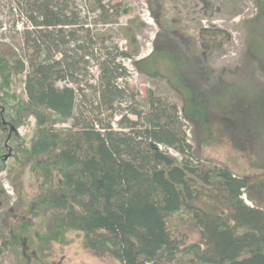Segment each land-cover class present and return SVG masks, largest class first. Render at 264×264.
<instances>
[{
    "label": "trees",
    "instance_id": "1",
    "mask_svg": "<svg viewBox=\"0 0 264 264\" xmlns=\"http://www.w3.org/2000/svg\"><path fill=\"white\" fill-rule=\"evenodd\" d=\"M12 1L26 15L23 40L32 52L24 59L0 40V73L14 85L24 81L25 95L19 94L22 103L16 107L12 128L30 116L36 119L16 161L18 166H32L39 176L42 240L62 241L65 233L76 231L85 248L107 252L121 264H264V206L254 195L264 192V186L226 165L201 161L184 129L187 120L200 144L214 136L215 120L239 122L247 111L260 118L254 123L261 122L264 130V88L248 99L224 79L222 85L215 83L213 70L207 67L208 51L223 46L230 34L202 29L212 37L201 36L205 53L199 56V45L186 41L181 28L162 16V0H148L157 7L153 14L163 42H156L153 52L135 65L147 76L167 79L183 101L182 115L176 104L151 92L149 110L131 109L136 118L122 115L117 128L112 121L87 119L78 112L79 97L85 94L76 87L77 74L87 68L97 46L105 49L94 89L98 108L105 106L112 120L127 92L118 81L127 74L119 57L130 58L131 53L118 45L112 51L106 44L108 32L86 26L74 0ZM87 1L99 11L104 25L127 10L111 7L110 0ZM202 1L208 15L224 7L235 14L241 10L238 0ZM253 1L256 15L242 21L247 31L242 59L252 69L258 67L264 83V0ZM126 29L129 42L137 46L133 30ZM65 80L73 85H58ZM243 99L250 103L240 106ZM0 124L6 130L5 121L0 119ZM162 146L174 148L182 158ZM200 185L209 187L207 198H219L223 207L201 202ZM179 211L192 216L201 231L200 241L185 244L177 237L170 220ZM19 241L15 234L3 244Z\"/></svg>",
    "mask_w": 264,
    "mask_h": 264
},
{
    "label": "rangeland",
    "instance_id": "2",
    "mask_svg": "<svg viewBox=\"0 0 264 264\" xmlns=\"http://www.w3.org/2000/svg\"><path fill=\"white\" fill-rule=\"evenodd\" d=\"M74 1L73 7L79 9L86 26L108 32L106 44L112 51L113 45H118L120 50L131 53L130 58L119 57L127 74L118 81L121 86L127 87V92L125 100L115 107L116 116L111 120L108 112L104 111L106 107L98 108L96 101L94 85L100 76L99 57L105 54V49L100 46H97L95 55L89 56L87 68H80L77 74L80 84L76 87L84 89L81 93L85 94L79 97L78 112L83 111L87 119L93 117L101 122L112 121L115 127L120 128L122 115L136 118L130 113L131 109L149 110V95L154 92L167 103L176 104L179 114L182 115L183 101L167 79L147 76L135 65V61L153 52L156 42H163L160 37L162 31L153 14L157 7L153 8L148 0H110L111 7L120 5L127 10L112 16V23L104 25L99 22V11L87 0ZM12 2L0 0V40L10 43L21 57L28 59L32 49L28 51L23 40V31L27 27L26 15L24 12L20 13ZM162 5V16L169 22H175L174 28H181L186 41L199 45V56L205 53H202L201 36L212 37L211 33H203L202 29L219 28L230 34L223 46L212 48L206 54L207 67L213 70L215 83L222 85L224 79L223 81L233 86L231 89L245 93L248 99L254 96V92L264 88L258 69L256 70L258 67L252 69L243 64L244 58L242 59L247 42V31L245 32L242 21L256 15L258 10L253 0H238L241 10L236 14L227 7L214 10L212 15L205 14L202 0H162ZM94 21L98 22L97 25ZM127 27L133 30L137 46L129 42ZM67 83L73 85L69 80L59 81L58 85ZM13 85L10 77L0 73V119L5 121L6 129L0 124V264H121L107 252L85 248L82 234L76 231L65 233L62 241L42 240L44 227L39 208V176L32 166H18L16 161L19 149L28 143L33 134L36 119L30 116L23 124L12 128L13 119L17 116L16 107L22 103L19 94L25 95L24 81ZM238 102L240 106L250 103L244 99ZM257 120L260 121V118L249 116L247 111L242 113L240 123L228 118L215 120L214 136L200 144L195 141L193 126L187 120L184 121V129L188 141L198 150V155L203 157L201 161L209 160L208 163L218 166L226 165L234 173L244 175L252 182L264 186V130L261 122H258L259 125L254 123ZM162 148H166L179 159L182 158L181 153L174 148ZM199 188L202 190L201 202L210 203L211 200L206 196L210 191L209 187L200 185ZM254 195L264 206V192L257 190ZM244 197L247 203L252 204L246 193ZM211 202L219 208L223 207L219 198ZM170 223L183 243L190 244L201 240V231L188 213L176 212ZM15 234L19 237V244H3L4 239Z\"/></svg>",
    "mask_w": 264,
    "mask_h": 264
}]
</instances>
